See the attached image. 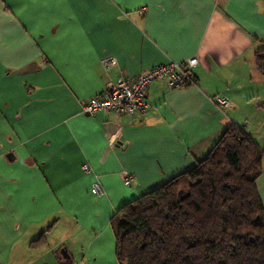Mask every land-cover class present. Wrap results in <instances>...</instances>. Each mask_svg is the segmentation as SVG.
<instances>
[{
    "label": "crops",
    "instance_id": "crops-1",
    "mask_svg": "<svg viewBox=\"0 0 264 264\" xmlns=\"http://www.w3.org/2000/svg\"><path fill=\"white\" fill-rule=\"evenodd\" d=\"M263 45L262 0H0V264H125L110 227L124 202L231 122L264 148ZM190 57L196 83H150L143 113L81 110L110 81ZM256 187L264 206V158Z\"/></svg>",
    "mask_w": 264,
    "mask_h": 264
},
{
    "label": "trees",
    "instance_id": "trees-1",
    "mask_svg": "<svg viewBox=\"0 0 264 264\" xmlns=\"http://www.w3.org/2000/svg\"><path fill=\"white\" fill-rule=\"evenodd\" d=\"M254 55L264 74V45ZM263 158L264 148L231 122L203 159L113 213L117 260L264 264V206L256 187Z\"/></svg>",
    "mask_w": 264,
    "mask_h": 264
},
{
    "label": "built area",
    "instance_id": "built-area-1",
    "mask_svg": "<svg viewBox=\"0 0 264 264\" xmlns=\"http://www.w3.org/2000/svg\"><path fill=\"white\" fill-rule=\"evenodd\" d=\"M224 1V0H222ZM107 70L116 65L114 58L107 57L102 61ZM198 60L195 57L187 58L181 62L160 63L150 68L141 70L134 77H119L115 82H108L103 90L82 103L83 113L92 115L99 112L113 113L117 115H134L143 113L147 109L145 91L152 82H165L168 88H182L194 84L193 68ZM220 107L226 108L229 102L225 98H217ZM84 172H89L87 164L82 165ZM133 180L129 175L124 180L129 184ZM92 193L97 196L104 194L99 182L92 184Z\"/></svg>",
    "mask_w": 264,
    "mask_h": 264
}]
</instances>
